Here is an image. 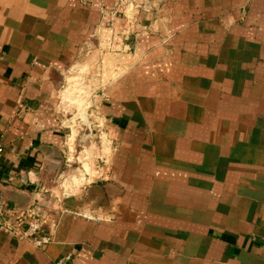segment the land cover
<instances>
[{
  "label": "crops",
  "instance_id": "crops-1",
  "mask_svg": "<svg viewBox=\"0 0 264 264\" xmlns=\"http://www.w3.org/2000/svg\"><path fill=\"white\" fill-rule=\"evenodd\" d=\"M130 1L0 0V264H264V0ZM36 186L44 249L3 226Z\"/></svg>",
  "mask_w": 264,
  "mask_h": 264
},
{
  "label": "built area",
  "instance_id": "built-area-1",
  "mask_svg": "<svg viewBox=\"0 0 264 264\" xmlns=\"http://www.w3.org/2000/svg\"><path fill=\"white\" fill-rule=\"evenodd\" d=\"M115 1L114 7L109 11L105 10L102 5H98L103 20L113 24L118 19V7L122 5L121 12L127 23H141L142 5H134L133 1L130 0ZM130 12L131 16L129 17L127 13ZM30 190L33 192L31 204L18 211L15 219L4 221L3 226L16 233L21 239L31 242L35 247L44 249L50 244L52 240L51 233L56 227L55 222L48 220L51 210L54 208L51 200L57 199L61 202V195H56L45 186L32 187ZM66 195L68 193L64 188L62 197ZM73 261L74 254L68 253L59 257L55 264H72Z\"/></svg>",
  "mask_w": 264,
  "mask_h": 264
},
{
  "label": "rangeland",
  "instance_id": "rangeland-1",
  "mask_svg": "<svg viewBox=\"0 0 264 264\" xmlns=\"http://www.w3.org/2000/svg\"><path fill=\"white\" fill-rule=\"evenodd\" d=\"M131 14V12L130 13H127V16H131L130 15ZM117 15H118V18H123V15L122 14H120V13H117ZM141 15H143L142 13H141ZM124 19V18H123ZM130 19V18H129ZM109 24H111L112 25V23H109ZM128 24H130V25H136V24H140V23H128ZM82 75L83 74H85L86 75V72H83V73H81ZM85 75H83V76H85ZM79 77V76H78ZM79 83H75V85L76 86H74V85H70V87H69V89H68V91H67V93H66V97H65V102L67 103V104H70V103H73V105H76L78 102H79V105H81L82 104V101H81V99H82V96L80 95V88H82L83 89V87H80V85H78ZM79 88H78V87ZM71 89V90H70ZM82 100H84V99H82ZM85 103V101L83 102V106H85L86 105V103ZM79 138V137H78ZM77 146H76V151H77V154L78 153H80L81 151H83L84 149H85V147L86 146H88L87 144H79V141H78V144H76ZM81 147L80 149H77V147ZM112 146V145H111ZM108 150V149H107ZM109 151V150H108Z\"/></svg>",
  "mask_w": 264,
  "mask_h": 264
},
{
  "label": "water",
  "instance_id": "water-1",
  "mask_svg": "<svg viewBox=\"0 0 264 264\" xmlns=\"http://www.w3.org/2000/svg\"><path fill=\"white\" fill-rule=\"evenodd\" d=\"M72 124L80 130L79 144H87L92 140V125L87 113H81ZM80 148L79 146L77 147V149Z\"/></svg>",
  "mask_w": 264,
  "mask_h": 264
},
{
  "label": "bare ground",
  "instance_id": "bare-ground-1",
  "mask_svg": "<svg viewBox=\"0 0 264 264\" xmlns=\"http://www.w3.org/2000/svg\"><path fill=\"white\" fill-rule=\"evenodd\" d=\"M75 121V120H74ZM72 123H73V121H72Z\"/></svg>",
  "mask_w": 264,
  "mask_h": 264
}]
</instances>
